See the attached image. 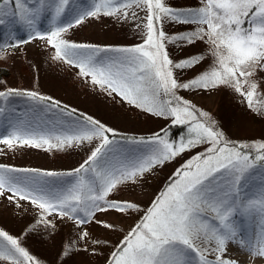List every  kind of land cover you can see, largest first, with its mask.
<instances>
[{"label": "snow or ice", "instance_id": "1", "mask_svg": "<svg viewBox=\"0 0 264 264\" xmlns=\"http://www.w3.org/2000/svg\"><path fill=\"white\" fill-rule=\"evenodd\" d=\"M36 2L39 7L31 6L29 0H0V26L7 23L8 17L30 34L18 43H0V50L16 48L32 39L46 40L54 50L53 59L78 68L82 77L90 78L93 85L109 95L115 94L153 115L171 117L174 124L187 125L189 138L176 144L169 141L166 131L147 139L125 137L127 143L145 148L142 154L132 155L121 150L113 129L89 117L77 118L70 124L34 126L19 122L11 126L7 135H0V144L9 149L18 146L51 150L80 147L94 140L99 143L70 174L76 182L63 188L53 186L48 179L60 174L0 165V197H6L18 208L23 201L34 205L41 211V222L45 224L50 221L44 220V216L55 213L83 225L98 212L138 211L131 202L109 199L110 194L181 152L207 145L176 171L140 222L112 252L109 264H233L224 254L229 243L240 236L238 218L248 216H259L260 231L252 240L240 239V245L264 259V179L258 196L245 198L243 193L257 162L264 163V143L225 141L208 123L201 122L205 113L197 115V109L176 95L178 88L209 90L228 86L249 108L255 107L253 98L259 85L254 77L264 73V0H202L201 7L189 12L172 9L163 0H93L91 8L78 12L63 25L56 21L65 13L70 0H54L53 26L48 33L36 30L45 0ZM135 9L145 12L142 44L99 47L62 38V33L87 18L102 15L126 20L130 14L136 19ZM165 19L201 27L189 35L168 38L156 27ZM165 40L189 44L204 41L214 58L212 66L190 82L178 83L172 69L191 68L200 63V58L173 63L165 51ZM9 95H23L68 116L75 113L59 101L35 92H0V98ZM260 107L264 108V104ZM86 236L83 233L81 238ZM189 252L195 254V261ZM0 261L35 264L20 241L5 231H0Z\"/></svg>", "mask_w": 264, "mask_h": 264}, {"label": "rangeland", "instance_id": "2", "mask_svg": "<svg viewBox=\"0 0 264 264\" xmlns=\"http://www.w3.org/2000/svg\"><path fill=\"white\" fill-rule=\"evenodd\" d=\"M31 6L40 5L36 0H29ZM79 0H70V7L78 5ZM90 7L93 0H87ZM168 7L181 11H196L202 6V0H163ZM67 6V7H68ZM45 7H50L42 15L46 17V24L53 23L51 19L54 11V1L45 0ZM66 7V11H67ZM138 18L134 19L130 14L125 20L115 16H100L87 18L80 25L69 28L62 33V38L72 43L88 44L99 47H132L143 43V22L145 12L135 9ZM73 14L72 12H70ZM65 12L60 18L69 21L73 15ZM47 15V16H46ZM41 20V16L39 18ZM63 20V21H64ZM16 24H18L16 22ZM20 25V24H19ZM141 25V27H137ZM159 31H163L166 37L189 35L201 25L195 23H178L165 19L156 25ZM206 27V26H205ZM21 30L25 29L22 25ZM26 30V29H25ZM36 30L43 32V26L36 24ZM27 31V30H26ZM16 32L0 36V43L9 41L19 42L29 38L18 39ZM165 51L173 63H179L192 58H200V63L191 68H173V77L178 83H188L192 79L208 70L214 58L210 54L208 44L196 40L193 43L176 40H165ZM105 55V54H101ZM54 50L46 40L32 39L28 43L19 44L16 48H3L0 50V92L9 89L15 91L35 92L40 96L51 97L74 109L85 116L95 119L115 132L128 133L152 137L161 133L168 125L173 123L171 117L153 115L141 108L135 107L116 97L109 95L98 86L90 82V78L82 77L78 68L65 63L63 60L53 59ZM259 85L254 96V108H249L246 101L228 86L204 89L178 88L176 95L187 101L201 116V122L208 123L214 131L221 134L225 141L231 143L260 144L264 143V73H258L254 77ZM0 135H7L11 126L23 122L32 125L55 123L70 124L76 119L55 109H49L46 105H40L19 98H0ZM214 121V124L211 122ZM181 141V140H180ZM178 141L176 144H179ZM186 142V141H185ZM99 143L93 141L80 147H67L64 151L45 150L44 148L15 147L9 149L0 144V165L49 171L54 173L72 172L77 169L90 155V149ZM143 149L144 146H142ZM207 145L183 151L169 161L158 165L135 182H126L112 192L109 199L131 202L138 207V211L130 213H116L114 211L98 212L90 222L83 225L77 221L61 218L57 214L45 215L41 222V211L27 201L21 202L22 207H16L6 197H0V231H5L17 238L21 246L32 256L35 264H109L111 254L128 235L129 231L138 224L152 206L155 199L164 191L174 174L185 162L192 159L197 153L203 152ZM125 154L140 155L143 152L121 147ZM253 155L255 152L253 151ZM51 184L57 188H63L76 182V177L57 175L48 178ZM264 179V166L257 164L250 179L244 185L245 198L258 196L261 191V181ZM83 216V213L80 214ZM240 230L251 231L252 236L244 241L254 239L260 231V218H238ZM110 225L106 228L103 225ZM87 233L85 238H81ZM239 251L230 259L225 254L224 258L233 264H238L242 258V264H252L253 255L247 251V247L240 245ZM195 261V254L188 253ZM212 259V257H209ZM0 264H8L0 261ZM260 264H264V259Z\"/></svg>", "mask_w": 264, "mask_h": 264}, {"label": "trees", "instance_id": "3", "mask_svg": "<svg viewBox=\"0 0 264 264\" xmlns=\"http://www.w3.org/2000/svg\"><path fill=\"white\" fill-rule=\"evenodd\" d=\"M54 1V0H53ZM30 3V2H29ZM32 4V3H30ZM78 5H75L74 7H70L69 9V6L67 7V13L71 14L70 12H72L73 14V17L71 19H68L69 21L67 20H62V19H59L58 21H56V24L57 25H63V24H67L69 23L70 21H72L74 19V17L76 16V14L78 12H81L83 10H87L90 7V3L87 2V0H79V2H77ZM48 8L50 7H43L42 8V14L45 12L46 13V10H48ZM9 11H11V8L8 9ZM41 14V20L39 19V24L40 26L42 27L43 26V31L45 33H48L50 32L51 28L53 25H50V26H47L46 28L44 27L45 26V20H46V17H44L43 15ZM47 16V15H46ZM5 19L7 20V23L3 26H0V36H4L6 35L7 33H11V32H16L14 33L15 34V37L18 38V39H23L26 37V31L24 29L21 30L19 24H16V22L8 17H5ZM30 35V34H29ZM8 92V91H7ZM5 92V93H7ZM17 92H21L23 93L24 91H17ZM9 98H19L20 100H24V101H31V102H34V103H37V104H40V105H46V104H42V103H38V102H35L23 95H9L7 96ZM2 100V98H1ZM61 106L63 107H66L65 105H62L60 104ZM1 107V106H0ZM68 110H72V109H69L68 107H66ZM70 117H73L75 119L77 118H82V117H87L85 116L84 114L78 112V111H75L74 115L73 116H70ZM166 131L167 132V138L169 139L170 142H173V143H177L178 141L180 140H187L189 138L188 136V132H187V125H168L167 127H165L162 131V134L163 135V132ZM117 133V136L115 137V139L119 142V146L121 147H126V148H129V149H134L136 151H140V152H143L145 149H143V145H133V144H129L127 143V141L123 138L125 137H135L137 139H140V138H144V139H147V137L145 136H141V135H135V134H128V133H120V132H116ZM65 149L67 148H64V149H51V150H55L57 153L58 151H64ZM257 164H260L262 166H264V163L262 162H257ZM73 172V171H72ZM72 172H65V173H58L60 174L61 177H65L67 180L70 178V177H73V175H70Z\"/></svg>", "mask_w": 264, "mask_h": 264}, {"label": "bare ground", "instance_id": "4", "mask_svg": "<svg viewBox=\"0 0 264 264\" xmlns=\"http://www.w3.org/2000/svg\"><path fill=\"white\" fill-rule=\"evenodd\" d=\"M253 234L251 231H244V230H240V236L237 238V240L235 242L229 243L227 251L225 252V256L230 259V256L232 257L236 252H238L240 249V239L245 240L248 237H251ZM253 262L252 264H260L262 262V258H260L259 256H253ZM232 260V259H230ZM243 260L242 258L239 260L238 264H242Z\"/></svg>", "mask_w": 264, "mask_h": 264}]
</instances>
